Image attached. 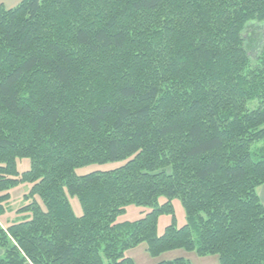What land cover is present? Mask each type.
<instances>
[{
  "label": "trees",
  "instance_id": "trees-1",
  "mask_svg": "<svg viewBox=\"0 0 264 264\" xmlns=\"http://www.w3.org/2000/svg\"><path fill=\"white\" fill-rule=\"evenodd\" d=\"M251 22H264V0L0 7V216L9 190L31 185L27 219L0 224V264H134L125 253L142 243L154 258L264 264V45L252 60ZM128 205L151 211L117 223Z\"/></svg>",
  "mask_w": 264,
  "mask_h": 264
},
{
  "label": "rangeland",
  "instance_id": "rangeland-1",
  "mask_svg": "<svg viewBox=\"0 0 264 264\" xmlns=\"http://www.w3.org/2000/svg\"><path fill=\"white\" fill-rule=\"evenodd\" d=\"M245 48L249 53L250 58L253 60L261 47L264 45V22H251L247 25L242 34ZM124 162L108 163L104 165H89L83 168L76 169L75 173L78 176H83L96 171H108L120 167ZM17 171L22 173L29 168V160L18 159L16 161ZM31 188L30 184L23 183L9 190L10 199L4 205L5 211L0 216V224L2 226H9L15 223L22 222L27 219L28 215L18 213L17 211L30 203L31 200H25L24 197L28 194ZM258 192V190H257ZM69 203L75 216H80L81 206L76 197H68ZM165 199L162 197L159 199V203L162 204ZM174 223L177 228H180L188 223L184 209L178 198H174L171 201ZM151 208L137 207L134 205H128L125 208L124 213L116 217L117 223L134 222L142 218L146 213L150 212ZM172 223V217L169 213L160 214L157 218V234L161 235L164 229ZM126 257L132 259L134 264H157L162 261H171L178 258H183L188 261L189 264H217L218 258L216 256H198L194 252H186L184 250H176L166 252L158 257H151L146 251V244L142 243L137 247L128 250L125 253Z\"/></svg>",
  "mask_w": 264,
  "mask_h": 264
},
{
  "label": "crops",
  "instance_id": "crops-1",
  "mask_svg": "<svg viewBox=\"0 0 264 264\" xmlns=\"http://www.w3.org/2000/svg\"><path fill=\"white\" fill-rule=\"evenodd\" d=\"M21 0H0V7H3L5 9H11L17 6ZM258 196L264 205V186L260 187L258 189ZM1 250H0V255H1Z\"/></svg>",
  "mask_w": 264,
  "mask_h": 264
}]
</instances>
